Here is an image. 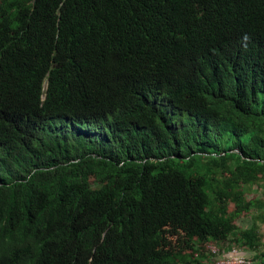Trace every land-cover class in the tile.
Instances as JSON below:
<instances>
[{"label": "trees", "instance_id": "16d2710c", "mask_svg": "<svg viewBox=\"0 0 264 264\" xmlns=\"http://www.w3.org/2000/svg\"><path fill=\"white\" fill-rule=\"evenodd\" d=\"M262 226L264 0H0V264H264Z\"/></svg>", "mask_w": 264, "mask_h": 264}, {"label": "clouds", "instance_id": "9594fccd", "mask_svg": "<svg viewBox=\"0 0 264 264\" xmlns=\"http://www.w3.org/2000/svg\"><path fill=\"white\" fill-rule=\"evenodd\" d=\"M160 111L166 116L171 118L173 116V107L174 104L170 101V98L165 99L159 103ZM69 115L65 117L59 124L57 134L62 137L67 142L71 144L75 143H92L94 145L89 146V148H95V142H98L97 134H100L101 137L104 136L101 127L94 125L96 122L91 120V118L83 117L82 115L74 116ZM19 124L15 123L14 120L10 121L6 125Z\"/></svg>", "mask_w": 264, "mask_h": 264}, {"label": "rangeland", "instance_id": "374dc122", "mask_svg": "<svg viewBox=\"0 0 264 264\" xmlns=\"http://www.w3.org/2000/svg\"><path fill=\"white\" fill-rule=\"evenodd\" d=\"M228 147V146H227ZM256 195V194H255ZM240 222L238 223L241 227H245L246 225H248L249 223L252 222V216L250 214L246 215L245 217H241ZM238 222V221H237ZM260 234L262 237V241H263V245H261V249H264V227L262 226L261 230H260ZM215 246H212L211 249H214ZM226 258L225 260H228L229 263L232 264H238L240 262H242L243 260H249L252 258L253 256V252L252 251H248L245 249H232V250H228L222 253ZM221 254V256H216V261L218 263H220L223 259V255Z\"/></svg>", "mask_w": 264, "mask_h": 264}, {"label": "built area", "instance_id": "2783aa9c", "mask_svg": "<svg viewBox=\"0 0 264 264\" xmlns=\"http://www.w3.org/2000/svg\"><path fill=\"white\" fill-rule=\"evenodd\" d=\"M224 256V255H223Z\"/></svg>", "mask_w": 264, "mask_h": 264}]
</instances>
